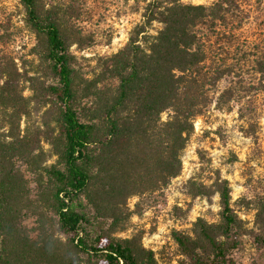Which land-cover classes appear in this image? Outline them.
<instances>
[{
	"label": "rangeland",
	"instance_id": "374dc122",
	"mask_svg": "<svg viewBox=\"0 0 264 264\" xmlns=\"http://www.w3.org/2000/svg\"><path fill=\"white\" fill-rule=\"evenodd\" d=\"M181 1L221 5L219 19L196 28L205 53L200 63L204 86L201 107L181 151V169L163 186L150 188L144 181L134 194L105 201L99 218L104 221L102 232L125 239L137 253L151 251L153 264H189L173 232L194 236L197 218L218 223L216 182L226 179L238 220V244L230 255L235 264H264V0ZM40 2L53 14L66 41L75 81L95 77L99 87H114L116 80L105 69L107 57L126 44L142 21L146 1ZM161 26L153 21L147 31L154 34ZM41 49L20 0H0V85L7 80L20 94L18 114L10 117L11 108H0V138L11 140V132L20 138V158L14 160L20 208L11 216L4 251L9 254L18 239L20 250H50L65 257L73 254V234L56 223L49 194L52 181L43 170L62 166V136L58 104L45 91L54 78ZM75 105L81 118L86 115L88 104L79 92ZM169 113L161 112V119ZM83 202L93 217L94 208Z\"/></svg>",
	"mask_w": 264,
	"mask_h": 264
},
{
	"label": "trees",
	"instance_id": "16d2710c",
	"mask_svg": "<svg viewBox=\"0 0 264 264\" xmlns=\"http://www.w3.org/2000/svg\"><path fill=\"white\" fill-rule=\"evenodd\" d=\"M145 1L142 21L133 27L126 44L107 57L105 69L116 83L105 88L95 77L75 81L53 14L40 0H20L54 78L45 91L58 104L62 166L43 170L52 181L49 194L56 223L73 234V254L64 257L43 249L29 253L20 250L18 239L9 254L4 251L11 216L20 208V176L14 167L20 158V138L11 132V140L0 138V264H153L151 251L137 253L125 239L104 234L100 211L105 201L134 194L144 181L155 189L179 173L181 151L202 104L200 63L205 53L196 28L219 19L221 5ZM153 21L162 24L154 34L147 31ZM78 92L88 104L84 118L75 105ZM7 107L10 117L20 112V94L5 80L0 85V108ZM165 110L170 113L162 120ZM216 186L220 221L197 218L194 236L173 232L189 264H235L230 251L238 244V220L226 179H218ZM83 199L94 208L93 217Z\"/></svg>",
	"mask_w": 264,
	"mask_h": 264
}]
</instances>
